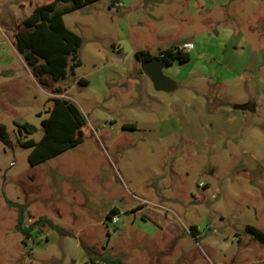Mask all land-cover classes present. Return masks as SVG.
<instances>
[{"label":"rangeland","instance_id":"374dc122","mask_svg":"<svg viewBox=\"0 0 264 264\" xmlns=\"http://www.w3.org/2000/svg\"><path fill=\"white\" fill-rule=\"evenodd\" d=\"M47 1L0 0V125L11 140L0 139V264H86L88 248L127 264H264V244L246 230L264 231V0L79 8L65 21L84 39L82 64L53 84L63 93L43 87L16 48L22 20ZM187 41L191 60L165 68L179 87L156 90L136 52ZM55 96L73 100L92 133L32 165L21 141L42 137ZM225 102L243 115L215 114ZM10 200L24 227L47 216L70 233L38 223L25 234Z\"/></svg>","mask_w":264,"mask_h":264},{"label":"trees","instance_id":"16d2710c","mask_svg":"<svg viewBox=\"0 0 264 264\" xmlns=\"http://www.w3.org/2000/svg\"><path fill=\"white\" fill-rule=\"evenodd\" d=\"M98 0H50L36 5L32 12L26 16L15 34L16 48L21 54L25 64L31 70L37 81L45 88L53 92L63 93L62 86L53 87V84L66 80L70 73H75V68L82 64L79 51L83 45V37L68 27L65 16L79 8L85 7ZM118 0H112L111 6ZM136 58L140 62L153 58L167 60L171 65L174 62L186 63L192 58L190 51L172 46L161 49L158 55L147 50L136 52ZM80 84H89L87 78H80ZM51 106L47 109L49 115L42 120L44 133L39 140L29 138L21 141V144L30 148L28 155L32 165L41 164L61 153L75 147L90 136L92 129L89 127L88 118L80 107L71 99L63 96H55L49 99ZM20 132L31 133L29 122L18 124ZM133 126V125H132ZM0 139L5 144H10V135L6 125H0ZM10 204L19 206L20 214L17 229L29 234L38 223H48L59 232H70L57 225L48 218L42 216L28 227H24L25 209L17 202ZM117 207L107 213V218L112 219L118 214ZM193 228H195L193 226ZM246 230L258 241L264 244V231L254 225H247ZM89 261L86 264L97 261L106 264H127L122 256H113L108 253L98 252L94 248L87 249Z\"/></svg>","mask_w":264,"mask_h":264},{"label":"water","instance_id":"95a60500","mask_svg":"<svg viewBox=\"0 0 264 264\" xmlns=\"http://www.w3.org/2000/svg\"><path fill=\"white\" fill-rule=\"evenodd\" d=\"M171 64L161 58L146 60L141 64L143 72L152 80L154 88L158 91L173 92L178 87L177 81L164 72ZM24 124V120H18Z\"/></svg>","mask_w":264,"mask_h":264},{"label":"crops","instance_id":"0c3cea01","mask_svg":"<svg viewBox=\"0 0 264 264\" xmlns=\"http://www.w3.org/2000/svg\"><path fill=\"white\" fill-rule=\"evenodd\" d=\"M229 3V0L226 2H224L223 4H221L220 6H218V8L219 9H221L222 11H225V6H226V4H228ZM116 5L117 4H119V7L120 6H125V5H123V0H118V1H116V3H115ZM178 43V42H177ZM180 43V42H179ZM176 44V43H175ZM159 49H162V48H159ZM151 52V51H150ZM152 54L154 53V52H151ZM190 53H192V51H190ZM143 62H141L140 63V65L142 64ZM171 66V65H170ZM167 68V67H166ZM143 72V71H142ZM164 72H165V69H164ZM144 73V72H143ZM166 73V72H165ZM145 74V73H144ZM146 75V74H145ZM147 76V75H146ZM148 77V76H147ZM149 78V77H148ZM150 79V78H149ZM174 79V78H173ZM151 80V79H150ZM177 81V80H176ZM151 82H152V80H151ZM152 84H153V82H152ZM177 84H178V81H177ZM178 87H179V85H178ZM177 87V88H178ZM176 88V89H177ZM224 105H220V106H218L217 107V109H215L214 111H217L215 114H217V113H223L224 115H227V116H232V115H243V114H241V113H239L241 110H243V108L241 107V106H238V105H236V104H234V107H230V108H225V107H223V106H227V103L225 102V103H223ZM244 111V110H243ZM239 121L241 122L239 125H238V127L239 128H237V129H234V130H236V131H234V132H231L230 130L227 132V133H229V135H236V134H238V132L237 131H241V126H243V124H245L244 123V121H241V119H239ZM231 128V127H230ZM232 130V129H231ZM234 133V134H233ZM86 207V206H85ZM112 208H114L113 206H111L110 207V209L109 210H111ZM86 210H87V208H85ZM109 212V211H108ZM85 260V259H84ZM76 264H82L81 263V261L79 260V261H77V263Z\"/></svg>","mask_w":264,"mask_h":264},{"label":"built area","instance_id":"2783aa9c","mask_svg":"<svg viewBox=\"0 0 264 264\" xmlns=\"http://www.w3.org/2000/svg\"><path fill=\"white\" fill-rule=\"evenodd\" d=\"M179 49H182V50H186V51H191L194 49L195 45L193 43V41H187V42H184L183 44H181L180 46H178ZM119 215L118 214H114L112 216V219L111 221L114 223V224H117V222L119 221Z\"/></svg>","mask_w":264,"mask_h":264},{"label":"flooded vegetation","instance_id":"af4514ba","mask_svg":"<svg viewBox=\"0 0 264 264\" xmlns=\"http://www.w3.org/2000/svg\"><path fill=\"white\" fill-rule=\"evenodd\" d=\"M142 69V68H141ZM143 71V70H142Z\"/></svg>","mask_w":264,"mask_h":264}]
</instances>
